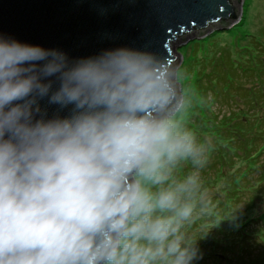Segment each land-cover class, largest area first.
<instances>
[{
	"label": "clouds",
	"instance_id": "1",
	"mask_svg": "<svg viewBox=\"0 0 264 264\" xmlns=\"http://www.w3.org/2000/svg\"><path fill=\"white\" fill-rule=\"evenodd\" d=\"M45 97L71 113L39 115ZM173 97L167 72L133 55L68 67L0 45V264H191L179 230L193 204L146 186L193 152L157 118Z\"/></svg>",
	"mask_w": 264,
	"mask_h": 264
},
{
	"label": "rangeland",
	"instance_id": "2",
	"mask_svg": "<svg viewBox=\"0 0 264 264\" xmlns=\"http://www.w3.org/2000/svg\"><path fill=\"white\" fill-rule=\"evenodd\" d=\"M174 47L181 100L164 118L194 151L146 186L193 204L179 230L191 264H264V0H241L230 27Z\"/></svg>",
	"mask_w": 264,
	"mask_h": 264
},
{
	"label": "water",
	"instance_id": "3",
	"mask_svg": "<svg viewBox=\"0 0 264 264\" xmlns=\"http://www.w3.org/2000/svg\"><path fill=\"white\" fill-rule=\"evenodd\" d=\"M241 0H0V45L55 54L68 67L126 53L166 71L174 97L157 118L178 106L174 69L176 44L213 29H227L239 17ZM45 61H35L42 65ZM52 90L59 86L49 77ZM44 118L65 117L45 97L38 101ZM156 115V114H154Z\"/></svg>",
	"mask_w": 264,
	"mask_h": 264
},
{
	"label": "trees",
	"instance_id": "4",
	"mask_svg": "<svg viewBox=\"0 0 264 264\" xmlns=\"http://www.w3.org/2000/svg\"><path fill=\"white\" fill-rule=\"evenodd\" d=\"M164 115L168 116L169 114H168V113H165ZM193 151H194V147H193ZM239 151H240V150H237V154H240ZM192 153H193V152H192ZM192 153H191V154H192ZM191 154H190V155H191ZM220 257H221V256H220Z\"/></svg>",
	"mask_w": 264,
	"mask_h": 264
}]
</instances>
